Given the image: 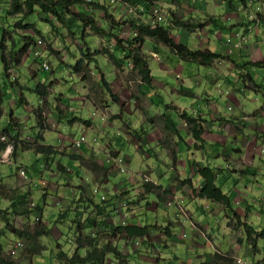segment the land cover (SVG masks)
I'll list each match as a JSON object with an SVG mask.
<instances>
[{"label": "rangeland", "instance_id": "obj_1", "mask_svg": "<svg viewBox=\"0 0 264 264\" xmlns=\"http://www.w3.org/2000/svg\"><path fill=\"white\" fill-rule=\"evenodd\" d=\"M126 1L127 0H113V2L110 3L107 2V0H100L98 3L99 6H105L107 8L108 16L114 20L112 24L110 18L108 16L105 17L102 10L93 9L91 13L97 25L100 26L99 28H103L107 33H112L114 31L112 25L124 26L116 33L119 39H125L130 33L127 25L124 24H128L129 21L137 19L136 15H129L127 10L124 9V7H126ZM165 1L166 0H156L154 6H157L164 15V23L162 26L169 28V11L161 5ZM191 1L193 4L194 0ZM241 1L245 4V0ZM261 4L258 6L260 8L258 12L254 10L251 13L253 20L259 17L258 14H262V9H264V7ZM244 8H241L242 11ZM76 9L81 13L89 14L88 6L78 5ZM9 10L10 0H0V39L3 30L6 33V50L4 51L6 58L13 50H18L19 47L22 46L20 42L23 36L31 37L33 41L30 43L27 56L22 59V64L17 68L11 67L8 72H6L7 76L4 74L0 51V85L3 91V104L0 106L3 112V116L0 118V141L4 138L2 142L9 144V147L2 154L0 159V179L4 187L3 190H5L6 193L4 198H0V208L6 209L9 204L8 199L14 194H27V207L31 212L27 216H10L9 218L11 219L13 228L28 233L34 232L40 227H45L49 230L50 234L49 236L38 237L36 246H38L37 248H44V250L39 255L30 256L29 250L36 246L31 245L25 237H16L11 233L10 229L5 230L0 237V243L3 246V254L9 256L19 264H68L65 258L60 260L57 254L59 252L64 253L68 258L73 256L77 246V226L79 224H82V226H80L83 229V234L91 235V233H93L92 235L95 236L99 248L108 242L116 246L119 252L128 258V260L122 264H189V262H186L187 258L194 257V259H198V255H202L201 257H203L205 261V259L208 258V253H210L211 257L215 253L213 243L218 246L221 251H226L221 228L219 229L218 227L221 217L205 215V220L202 224L208 226L209 229H207V233L210 234L213 240L209 242L205 238L199 241L193 235L188 225L182 227L179 222L173 223L170 221L166 223L167 213L165 210L167 208L159 209L157 212L149 211L148 207L152 208L150 202V204L148 203L149 205H144L141 207V210H139L138 206L143 198H145L142 189L143 183H141L143 180L142 176L141 182L134 180L131 190L124 189L126 192L121 194L123 190L122 186L125 182L124 180H127L131 173L140 172L145 169L144 163L147 160L142 156L144 153L141 151L139 144L136 146L135 140H133L131 134L130 142H128L129 145L123 150L122 156L124 154L131 156V158L133 156V161L129 165L127 158H124L122 164V166L125 167L124 173H121L112 161L113 158L121 155L120 152H115L113 149L109 151V145H105L106 147L104 145L97 146L99 133H97L96 128L98 122H96V118L92 116V109L94 112H97L98 116L103 115L106 119V123L112 124L114 122V124L121 125V129L124 132L129 131L127 125L124 124L129 122L131 125L136 117L128 114V110H130V112L131 110H133V112L137 110V102L132 97L137 95L138 83L137 78L131 74L132 65L131 67H127V69L123 67L121 71L115 69L109 60L108 54L104 53V50L113 51L114 41L112 38L97 35L90 29H85L82 35L73 28V31L78 34L72 35L67 28L61 26L59 23L55 24L56 31H53L50 25L42 21L41 15L37 9L25 20L22 19L21 15L8 16L7 13ZM19 22H22V24H29L32 27L28 29L17 28L16 24ZM195 26L197 27V25ZM34 30L39 31V34L34 33ZM173 35L176 36V33L173 32ZM37 39L42 41L40 49L43 55L46 56L49 66L48 71L42 70L43 68L41 65H39L30 54L31 50L34 48V41ZM231 39L233 43L236 42L234 36H232ZM237 42H239V40ZM228 47V50H234L232 49V45ZM145 48L149 53L150 50L147 45H145ZM96 51L100 52V55L93 57L94 62L89 66L94 84L93 86L89 85L86 87L80 81V77L73 74L68 66H73L80 58L85 60L84 55L88 54V52L93 55V52ZM215 53L221 55L219 52ZM173 60V64L169 63V65L171 69L174 70L176 64L179 63V59L175 57ZM179 64L180 66L177 67L176 72H174L175 74H216V69L213 68L201 67L193 63ZM112 67H114V70ZM239 67L243 69V64ZM251 68L256 69L252 71L253 74H261L264 69L261 67ZM231 69V67H227L226 74H233L234 71H232V73ZM238 72L239 71H237V73ZM122 74L127 75L122 76ZM154 74L167 73L155 72ZM102 76L110 85L113 94L117 96V101H113V98L104 91L100 84H98ZM38 83L48 86V95L44 99L39 98L33 92V89ZM19 87L23 89L24 96L21 103H19V94L21 92ZM218 89L219 88L214 87L212 90L215 92ZM127 95H129L130 98L129 104L131 107L126 103L128 100H125V96ZM214 96L216 98L213 101L215 102L214 104L221 106L223 99L220 98L219 94H214ZM63 98L65 99L63 100ZM203 99L206 98L203 97ZM262 99L263 97L261 94L256 96L251 92L246 93L244 96H240V100L245 102L243 104L247 103L253 108H258L262 104ZM256 100L258 101L256 102ZM226 105L227 103L224 101L225 111L227 109ZM143 106V110H145L147 107H145L144 104ZM38 109L42 111L46 126L49 122L50 124L54 123V125L58 124L55 130L50 131L49 127V129L47 128L45 132L43 131L41 133V135L45 133L42 135L45 138L43 144L53 147L58 152V155L50 156L49 160L37 154L34 149L35 146L38 145L35 141L36 134L37 132L40 133V130L37 129L38 118L36 117V112ZM59 113H61L60 117H58ZM137 114L141 116L140 113ZM73 118L77 119V121L74 123L68 122ZM88 120L93 123L95 129H83V127H89L90 124L86 125L87 123L83 122ZM8 123L12 125L10 136L1 133ZM161 132L162 129L159 127V124H154V132L152 135L150 134V139L156 138ZM131 133L136 134V136L140 138L144 136L146 141H148V136L144 134V132L139 131L138 127ZM81 135L85 136L87 140L86 143H89L91 139V144L97 146L96 149L87 147V156H82L85 153V147L81 149L72 147V142L78 140ZM125 135L127 136L128 134L126 133ZM11 136H13V138H11ZM94 139L97 140V143L92 142ZM141 140L142 138L139 142H141ZM106 142L107 140L103 138L100 144ZM26 146L32 149H26ZM122 148H119V151L122 150ZM73 155L81 156L86 161L98 160L102 162V164L106 166L101 173L103 177L95 179L86 168L81 166L78 160L70 158ZM58 165L64 167L67 172L60 171ZM21 170L25 172L26 178L20 175ZM41 182H44L45 185L41 186ZM105 183H108V185L103 187ZM95 186H97L98 191L103 193L106 197V201L101 207V213L99 214L98 212L99 215L94 211V206L97 204L96 202L100 196L94 197L92 195V189ZM122 196L129 200L131 206L128 210L130 218L127 220L128 222H134L133 220H135L136 223L149 224L155 227L148 241L141 240L135 245L134 242L130 241L125 236L113 238L111 234H109L107 227L118 225L115 216L120 213V202L124 199ZM191 196H189V198L192 200L193 196ZM170 200L171 198L166 197L163 201L159 202V205H161V207H163V205L168 206L167 204ZM32 204H34L35 207H32ZM36 207L39 209H36ZM254 213H257V211H254ZM255 215L256 214H252V221H255ZM140 216L143 219H140ZM171 218L173 220L172 216ZM89 219L95 221L96 226L91 224L90 228L84 227L87 225V220ZM234 220L230 218V222L228 223L231 228L235 226ZM100 221L104 222L105 229L100 228ZM172 224L175 227L173 231L174 237L167 239L162 233V228L168 226L171 229ZM193 224L195 225V223ZM3 228L4 226L1 224L0 230H3ZM199 231L203 233L202 229H199ZM193 239L200 242L202 248L199 247L195 250L191 249V255H186L181 246L175 249H170L168 247L169 242L176 245H190ZM17 242L22 243L23 247L17 250L15 255H11L10 251ZM207 244H210L212 249H210ZM261 249L264 250V243H261ZM85 252L86 249L81 252V256H83ZM172 252L177 254V259L173 258ZM240 257L244 260L251 259L249 256H244L242 254ZM262 258H264V251L262 252ZM178 260L180 262H178Z\"/></svg>", "mask_w": 264, "mask_h": 264}, {"label": "crops", "instance_id": "obj_2", "mask_svg": "<svg viewBox=\"0 0 264 264\" xmlns=\"http://www.w3.org/2000/svg\"><path fill=\"white\" fill-rule=\"evenodd\" d=\"M109 1L107 0V2ZM260 4L264 7V0H245V4L241 0H194L193 4L191 0H166L161 5L169 11V29L174 41L186 45L190 50L221 53L220 56L223 59L215 61L210 67L216 69V74H175L177 67L180 66L179 63L186 62L179 60L174 70L171 69L169 63L173 64V59L177 56L171 53L167 47L161 44L155 45L146 39L141 50L147 57L152 81L150 85H142L137 78V95L132 98L136 100V112L141 116L133 110L131 112L128 110V114L136 116L131 125L129 122L124 124L129 129L128 132L125 131L128 135H125L121 125L114 124V122L106 123L105 117L98 116L97 112L92 109V116L95 114L93 117L98 122L96 128L99 133L97 146L109 145V151L113 149L115 152H120V156H122L123 150L128 147V142L133 137H130V134L136 127L148 136V141L144 136H141V142L135 143L136 146L139 144L144 153L142 156L147 160L144 163L145 169L131 173L127 180L123 181L122 186L126 190H131L134 180L141 182L142 176L141 183L144 182V178H147L149 182L158 187L154 193H144L145 198L140 202L139 210L142 206L149 205L150 202L152 208L148 207L149 211L157 212L159 209L167 208L165 210L167 213L166 223L179 222L182 227L188 225L199 241L206 238L209 242L213 239L207 233L208 226L202 224L205 215L221 217L218 227L221 228L226 251H221L213 243L214 252L228 256L234 262L240 259L245 264L264 263V258H262L264 250L261 249V243H264V240L255 239L253 243L249 241L243 228L236 225L231 228L228 225L230 218L232 219L230 210L217 203L199 199L196 197V193L204 185L198 169L200 167L211 168L216 176V184L232 199L231 210L238 215L241 221L256 231L264 230V69L261 74H253L252 71L256 69L251 68V65H246L264 61V9H262L261 15L258 14V18L253 20L251 16V13L256 11L255 8ZM241 8L244 10L242 11ZM175 22L202 24L203 26L195 28L193 32H188ZM173 32L176 33V36L173 35ZM237 34L245 36L246 41L240 49H230L231 53H229L226 40ZM145 45L149 48V53ZM177 59L179 58L177 57ZM126 64L124 69L131 67L130 61H127ZM241 64H243V69L239 67ZM227 67H231V72L234 71V73L226 74ZM112 69L114 70V67ZM237 71L239 72L237 73ZM155 72L167 74H154ZM214 87L219 89L214 92L212 90ZM248 92L256 96L261 94L263 97L262 104L258 108H253L247 103L243 104L245 102L240 100V96H244ZM214 94H219L223 99L221 106L214 104L213 101L216 99ZM125 97V100H128L126 101L127 105L131 107L129 95ZM224 101L227 103L226 111ZM143 104L147 107L145 110H143ZM172 107H176L179 112L185 111L189 115L201 119V143L196 144ZM165 113H169L176 124L178 136L165 130L162 120ZM90 120L83 121L87 123L86 125L90 124L89 127H83V129H95ZM154 124H159L162 132L151 140ZM57 126L58 124L54 125L50 122L47 125L48 129L50 127V131L55 130ZM103 138L107 142L100 144ZM97 146L91 144L90 139L89 143L81 146V148L85 147V153L82 156H87V147L96 149ZM119 148L122 150L119 151ZM123 157L127 158L129 165L133 161V156L131 158L124 154ZM94 161H97L100 166L106 167L102 162ZM107 185L108 183H105L103 187ZM189 196L193 199L191 200ZM166 197L171 200L168 202V206L161 207L159 202ZM180 210L186 213V218L181 215ZM254 211H257L258 214ZM252 214H256L255 221H252ZM140 219L143 218L140 216ZM115 220L119 223L116 216ZM133 221H127V223L137 226L149 225ZM199 229H202L203 233ZM170 230L172 238L175 230L173 224ZM178 246L183 247V252L186 255L192 254L190 253L191 249L202 248L196 239L191 240L190 245L186 246L168 243L170 249H175ZM207 246L212 249L210 244ZM171 254L174 259H177V254L173 252ZM241 254L249 256L251 259L244 260L240 257ZM198 256V259L188 257L186 262L201 264L204 259L201 257L202 255ZM207 256L205 261L211 260L210 253ZM178 262L180 261L178 260Z\"/></svg>", "mask_w": 264, "mask_h": 264}, {"label": "trees", "instance_id": "obj_3", "mask_svg": "<svg viewBox=\"0 0 264 264\" xmlns=\"http://www.w3.org/2000/svg\"><path fill=\"white\" fill-rule=\"evenodd\" d=\"M156 0H127L125 3L124 9L132 8L134 10H138L140 7L144 8L145 10H148L151 7H157L154 6ZM82 5V6H88L89 7V14H84L79 12L76 9V6ZM158 8V7H157ZM35 9L38 10L39 14L41 15L42 21L46 22L48 25H50L51 30L56 31V23H59L61 26H64L69 30V32L72 35L78 34L73 31V28H75L76 31H79L80 34H84L85 29H90L97 35L107 36L111 37L114 41L113 45V51L110 52L109 50H104L105 54H108L110 62L113 64L115 69L122 70L123 67H125L127 64V61L131 62L132 69L131 74L135 76L136 78H139L142 85H150L152 81L151 71L148 66L147 57L142 53L141 47L146 39H149L153 44H161L165 47H167L171 53L175 54L180 61L182 62H188L193 63L201 67L210 68L213 66L214 62L220 59H223L222 56L210 52L208 50H190L186 45L181 43H176L174 41V38L172 37L170 33V29L165 26H155L154 28H151L149 25L144 24L140 19H135L129 21L127 25L129 29V35L125 39H119L117 38L118 31L122 29L124 26L116 25L112 28L114 31L111 33L105 32L103 28H99L100 26L97 25L95 19L92 17V12L94 10H102L105 17L108 16L107 8L104 6H99V4L95 1H83V0H10V10L7 13L8 16L13 15H21L22 19L25 20L27 17L32 15L35 11ZM91 9V10H90ZM159 9V8H158ZM110 18V16H108ZM111 24L114 22L112 18H110ZM176 23V22H175ZM181 28L185 29L188 32L193 31L195 28L202 27V24H197V27L193 24H189L187 22H178L176 23ZM17 28L21 29H28L32 27L29 24H22V22L16 24ZM122 27V28H121ZM34 33L39 34V31L34 30ZM238 35V34H237ZM236 35V36H237ZM235 36L236 39H238ZM232 37L227 38L226 44L230 46L231 44L228 43V40L232 42ZM33 39L28 36H23L22 46L19 47L18 50H13L9 56L6 58L5 54V42H6V33L2 30V35L0 39V51H1V61L4 68V74L7 76L6 72L13 67L17 68L22 64V59L27 56L28 49L30 48V43H32ZM37 41H41L37 39L34 41V48L31 50V52L34 51ZM42 42V41H41ZM233 43V42H232ZM241 48V47H240ZM239 48V49H240ZM232 49H235L232 47ZM231 52V50H229ZM100 55V52L96 51L93 52V55H91L89 52L88 54H85V60L80 58L75 62L73 66H68L69 69H71L72 73L80 77V81L88 87L89 85L94 84L91 70L89 66L94 62L93 57H96ZM39 64H41V58L35 59ZM252 67H258V68H264V61L255 62L251 64ZM44 70V69H42ZM48 71V70H44ZM100 84L104 91L113 98V101H117V96L113 94L112 89L108 82L105 80V78L100 77ZM19 90L21 91L19 94V103L23 101V89L19 87ZM33 92L41 99H44L48 95V86L43 85L41 83H38L35 88L33 89ZM3 104V91L2 86L0 85V106ZM166 108L169 109L168 106ZM172 110H176L177 117L185 124L187 127L188 133L191 135V137L194 139V141L197 143H201V135H202V129L200 126V121L198 117H193L189 115L187 112L182 111L179 112V110L176 107H172ZM178 111V112H177ZM59 112V111H58ZM60 114L58 117H60ZM3 116V112L0 109V118ZM12 117V116H11ZM36 117L38 118L37 127L40 130V133L37 132L35 141L38 143V145L35 146V152L42 157H44L46 160L50 159V156L58 155V152L56 149H54L51 146H46L43 144V136L41 135L42 131L47 130V126L45 124V119L42 116L41 109H38L36 112ZM162 120L164 123V128L167 132H169L172 135L178 136V132L176 130V124L174 123L173 119L171 118L169 113H165L162 116ZM77 121V119L69 120L68 122L74 123ZM86 123V122H85ZM89 123V122H88ZM12 131V125L10 123L7 124V126L1 131L4 135L11 134ZM133 139L135 140V143H139V140L141 139L139 136H136V134H132ZM13 138V136H11ZM9 147V144L6 142L0 141V159L2 154L6 151V149ZM26 149H32L29 146H26ZM73 160H78L82 167L86 168L96 179L101 176V173L104 171V166H100L97 161H86L81 156L73 155L70 157ZM58 169L62 172H67L64 167L61 165H58ZM199 175L202 177L204 181L203 187L196 193V197L199 199H205L212 203H217L223 208L230 210L232 213V219L235 222V225L237 227H241L244 230L246 238L251 241L252 243L255 241V239H262L264 240V230L262 231H256L253 229L250 225L247 223L241 221V219L238 217V215L231 210V202L232 199L230 196H228L226 193L222 191V189L216 184V176L213 170L209 167H200L198 169ZM185 184V183H184ZM3 186L1 184L0 179V198H4L5 196V190H3ZM121 191V194L124 191V188ZM142 189L144 193H154L158 187L154 186L151 182H143ZM14 193V192H13ZM92 195L94 197L99 196L97 204L94 206V211L99 215L101 213V207L102 204L105 203L106 197L101 194H94L92 192ZM102 197H105V199H102ZM123 197V196H122ZM124 199L120 202V213L117 214V218L120 221V215L121 212L126 211V206H130L129 200L123 197ZM9 204L6 209L0 208V225L2 224L4 226L3 230H0V237L3 235L5 230L10 229L11 233H13L18 238H26L31 245L36 246L38 237L42 236H49L50 232L45 227H40L36 229L34 232H28L25 233L24 231L16 230L13 228L10 216H27L30 214L31 210L28 209V195L27 194H21L16 193L11 198L8 199ZM91 203L93 204L92 200ZM35 207V206H34ZM131 207V206H130ZM36 209H39L36 207ZM99 212V214H98ZM91 224L93 226H96L95 221H91L90 219L87 220V225L84 227H91ZM119 224V223H118ZM82 224H79L77 226V238H76V249L74 251V254L72 257L68 258L64 253L59 252L57 254L58 258L60 260L66 259L68 261V264H111L114 261L118 260L119 264H122L125 262L126 257L122 255L116 246H113L111 242H108L106 244H103L100 248L98 246V243L96 242V239L93 235L83 234V229L81 228ZM86 228V229H87ZM100 228H104V222L100 221ZM155 229V227L150 225H144V226H137L135 224H126L125 226H110L107 227V230L109 231V234L114 237L119 236H125L130 241L139 243L142 241H148L151 237L152 231ZM162 233L164 236L170 238L171 237V230L170 227L166 226L165 228H162ZM32 247L29 250L30 256H36L41 254V252L44 250V248H37ZM86 249V252L83 256H81V252ZM107 258H110L107 260ZM108 262V263H107ZM0 264H19L15 260H12L9 256H5L3 254V246L0 243ZM201 264H236L234 260L228 256H224L219 254L218 252L214 253L211 260L204 261Z\"/></svg>", "mask_w": 264, "mask_h": 264}, {"label": "built area", "instance_id": "obj_4", "mask_svg": "<svg viewBox=\"0 0 264 264\" xmlns=\"http://www.w3.org/2000/svg\"><path fill=\"white\" fill-rule=\"evenodd\" d=\"M88 1H100V0H88ZM110 3L113 2V0L109 1ZM127 12L129 13V15H136L137 19H140L144 24L149 25L151 28H154L155 26H160L164 23V15L162 14V12L160 11V9H158L157 7H151L148 10H145L144 8L140 7L138 10H134L132 8H127L126 9ZM257 11H259V7L256 8ZM238 39H236V42L239 40V42H234L232 44L231 41L228 40V43H230L232 45L233 48L235 49H239L242 45V43L245 41V36L242 35H237L236 36ZM40 45H41V41H37V45L34 49V51L32 52V55L34 58H41L42 59V67L44 70H49V66L47 65V63L44 60V56L41 52L40 49ZM231 53V52H229ZM95 114H93L94 116ZM103 119V118H102ZM3 140V138H2ZM87 142L85 136L81 135L80 138L78 140H75L72 142V147L76 148V149H80L82 145H84ZM92 142H96L97 140H92ZM114 165L120 170L121 173L125 172V167L122 166L123 162H124V158L123 157H115L112 159ZM20 175L23 176L24 178H26V174L23 170H21ZM144 182H148L147 178H144ZM41 186L45 185L44 182L40 183ZM92 192L95 194H101L98 191V187L95 186L92 189ZM102 199H105V197H102ZM34 206V204H32V207ZM130 207V206H129ZM129 207L126 206L127 210L121 212L120 215V221L118 226H125L127 224V220L129 219V214H128V210ZM181 213V215L186 218L187 215L183 210L179 211ZM136 245L138 243H135ZM23 247V244L20 242H17L16 244L13 245L12 250L10 251L11 255H15L16 251L21 249ZM236 264H245L243 263L240 259L236 260ZM264 264V263H263Z\"/></svg>", "mask_w": 264, "mask_h": 264}, {"label": "clouds", "instance_id": "obj_5", "mask_svg": "<svg viewBox=\"0 0 264 264\" xmlns=\"http://www.w3.org/2000/svg\"><path fill=\"white\" fill-rule=\"evenodd\" d=\"M87 1H88V0H87ZM95 2H100V1H95ZM257 7H258V6H257ZM257 7H256V8H257ZM256 8H255V9H256ZM259 9H260V8H259ZM256 12H258V11L256 10ZM160 26H162V25H160ZM41 52H42V50H41ZM30 54L32 55V52H30ZM42 54H43V53H42ZM32 56H33V55H32ZM43 56H44V55H43ZM33 58H34V57H33ZM34 59H36V58H34ZM43 61H45V62L47 63L46 56H44V60H43ZM40 62H41V64H39V63H38V64L41 65V67H42V63H43V62H42V59H41ZM47 65H48V64H47ZM42 68H43V67H42ZM1 141H4V138H3V140H1ZM85 144H86V143H85ZM116 157H118V156H116ZM120 157H123V156H120ZM123 158H124V157H123ZM34 206H35V205H34ZM34 206H33V207H34ZM92 234H93V233H91V235H92ZM184 236H185V235H184ZM94 237H95V236H94ZM134 244H135V242H134ZM135 245H136V244H135ZM109 259H110V258H107V260H109ZM125 261H127V258H126ZM107 263H108V262H107ZM124 263H125V262H124ZM111 264H119V262H118V260H116V261H114V262L111 263ZM128 264H131V263H128ZM133 264H134V263H133Z\"/></svg>", "mask_w": 264, "mask_h": 264}]
</instances>
